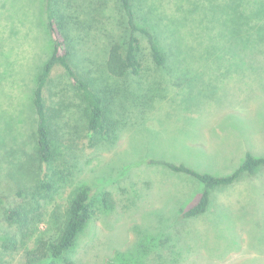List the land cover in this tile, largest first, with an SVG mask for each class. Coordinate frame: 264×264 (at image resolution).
<instances>
[{"label": "rangeland", "instance_id": "rangeland-1", "mask_svg": "<svg viewBox=\"0 0 264 264\" xmlns=\"http://www.w3.org/2000/svg\"><path fill=\"white\" fill-rule=\"evenodd\" d=\"M94 1L99 12H90L72 63L105 101L104 129H87V104L55 66L44 90L54 158L43 163L33 94L52 53L46 0H0V147L27 209L39 182L54 184L50 197L36 198L41 219L63 213L74 191L89 186L91 218L64 256L70 264H264V166L215 189L207 212L186 219L203 185L148 164L165 160L225 176L248 152L264 157V0H131L167 65L154 64L137 34L141 71L123 78L103 67L108 41L127 35L119 0ZM16 226L0 207V264H28L32 243L17 252L3 247L21 239Z\"/></svg>", "mask_w": 264, "mask_h": 264}, {"label": "trees", "instance_id": "trees-1", "mask_svg": "<svg viewBox=\"0 0 264 264\" xmlns=\"http://www.w3.org/2000/svg\"><path fill=\"white\" fill-rule=\"evenodd\" d=\"M85 2L86 6L81 8L76 4V0H46L47 30L52 39V53L37 76L33 94V109L36 115L35 152L43 163H50L54 158L50 126L51 113L44 90L55 66L59 65L62 68L72 86L81 93L83 101L87 104V129L93 133L103 132L104 129L107 114L105 101L72 63L77 44H80L81 37L87 36L84 27L89 18H93L92 15L90 17V12L92 10L94 14L99 12V9L91 8V5L98 7L94 0ZM119 3L124 18L120 28L124 25L125 29L122 31L121 28V32H127V35L122 36L120 41L117 40L118 38L108 41L107 54L103 62L106 73L114 78H123L128 74H140L141 62L138 57L137 34L146 39L154 64L157 67L166 66L167 58L157 44L154 33L148 26L138 25L131 0H119ZM79 16L84 18V23L80 24L73 20V17ZM240 132L243 133V130ZM5 154L6 148L0 147V207L4 210L6 219L17 225L21 239L12 236L4 243V249L17 252L24 244L32 243L34 247L27 249L24 253L28 264H35L46 258L63 259L68 264L69 260L64 259V256L74 247L78 236L91 218L89 186H82L74 191L63 213L58 215L57 210L54 209L53 212H46L49 215L48 219H41L40 215L34 212L38 210L39 200L50 197L54 192V184L47 181L39 182L31 197V200H35L32 202L35 205L29 203L30 209H27V194L11 176V166L7 164ZM148 164L162 166L173 173L193 177L203 185L197 202L183 212V217L189 219L207 212L212 192L215 189L232 185L244 174L255 175L257 170L264 166V157L256 158L248 152L241 165L225 176L197 172L185 164L165 160H149ZM37 197L39 200L36 199ZM46 204L49 203L44 205ZM51 223L53 229L49 226ZM43 224L46 228L49 226L53 233H50V230L46 233L40 232L39 226Z\"/></svg>", "mask_w": 264, "mask_h": 264}, {"label": "crops", "instance_id": "crops-1", "mask_svg": "<svg viewBox=\"0 0 264 264\" xmlns=\"http://www.w3.org/2000/svg\"><path fill=\"white\" fill-rule=\"evenodd\" d=\"M238 134V136H241L239 133H237Z\"/></svg>", "mask_w": 264, "mask_h": 264}]
</instances>
